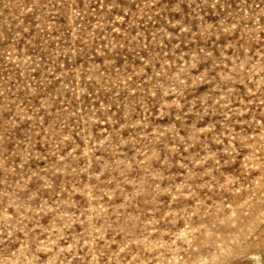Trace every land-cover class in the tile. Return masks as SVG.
<instances>
[{
  "label": "rangeland",
  "instance_id": "rangeland-1",
  "mask_svg": "<svg viewBox=\"0 0 264 264\" xmlns=\"http://www.w3.org/2000/svg\"><path fill=\"white\" fill-rule=\"evenodd\" d=\"M0 264H264V0H0Z\"/></svg>",
  "mask_w": 264,
  "mask_h": 264
}]
</instances>
